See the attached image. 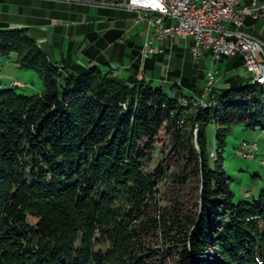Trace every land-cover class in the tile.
<instances>
[{
    "label": "trees",
    "instance_id": "obj_1",
    "mask_svg": "<svg viewBox=\"0 0 264 264\" xmlns=\"http://www.w3.org/2000/svg\"><path fill=\"white\" fill-rule=\"evenodd\" d=\"M10 52L40 71L44 89L0 88V264H264V187L235 203L222 156L234 123L264 128V82L225 73L209 104L185 106L184 75L170 93L137 65L122 79L70 53L58 63L24 28L0 26V54ZM221 60L227 72L243 58ZM162 129L183 163L178 180L197 178L191 206L161 203L168 162L141 169Z\"/></svg>",
    "mask_w": 264,
    "mask_h": 264
},
{
    "label": "rangeland",
    "instance_id": "obj_2",
    "mask_svg": "<svg viewBox=\"0 0 264 264\" xmlns=\"http://www.w3.org/2000/svg\"><path fill=\"white\" fill-rule=\"evenodd\" d=\"M238 2L237 8L239 7L242 10L243 8H248L250 9V13H247L246 16L243 17L241 23L228 21L229 23L226 24L225 29L228 32L226 38L243 37L248 41H256L261 46L262 51L259 57H264V37H262V35L256 37V34L252 33L246 34L241 30L245 25H250L251 27L260 26L257 20H259L260 17L264 18V7H262L263 9L261 7L253 9V7H255V3L257 2H259V4L264 3V0H239ZM127 4L128 2L124 5L126 8L133 9L128 7ZM207 11L208 10L202 7L200 14L202 16L209 15L208 19H211L212 14ZM256 11L258 12L257 14ZM139 14L140 12L137 10L135 23L138 24L140 21L137 26L140 30L136 32L135 27L132 30L133 37L125 34L119 35L117 39L120 43L117 42L116 45L112 43V40L110 41L114 44L111 48H119L124 44L122 49L123 53L118 59H111L109 54L105 53L107 51L106 47L101 45L100 47H102L103 50L100 49L97 51L95 57L90 58L88 56L90 51L94 50L97 46V44L92 47L89 46L93 41L90 39L87 40L88 44L85 43V45H82L83 42H86L84 38H66L64 40L66 54L63 58L60 54V46L55 45L51 48L46 43H43V47L35 38L34 39L46 51L49 59L58 63L63 61L66 62L69 52L71 55L69 61H77L85 66H91L93 64L98 65L104 71L109 70L111 74L119 76L122 79H125L126 76L133 73L137 65L138 67L135 71L137 77H145L147 80L153 82L156 87L161 83L170 93L174 92L172 87L174 82L183 79L182 76L184 75L185 79L182 84H179L178 81L177 83L180 85L181 91L188 94V97L183 101L185 106H196V103H198L196 98H198L200 105L209 104L207 103L209 100L208 96H210L212 90L220 92L221 87L226 85L225 73H238L246 77V80H248L249 78L247 77L251 75L255 81H260L248 68L243 53L240 51H235V53L222 52L221 55L224 54L220 58L213 59L212 49L206 48L211 46H205L202 43L199 44L197 38L193 34L187 33L180 35L177 33L164 32L163 35L155 34L153 39L151 38V41H149L151 34H153V30L152 28L148 29L146 19L137 21ZM248 16H250L249 18H252V20L249 19ZM165 20V24L167 25L176 23L175 18L172 17H167ZM225 23L226 22H224V25ZM262 23L264 25V22ZM142 27H145L143 31ZM258 30L260 29L258 28ZM128 33L130 32L128 31ZM168 36H171L173 41L167 46H164L163 43ZM129 38H132L135 43L139 44L131 43L128 41ZM93 43L95 42L93 41ZM129 43L132 45H127ZM104 44L106 45L107 41L104 40ZM196 46H198V52L195 53L194 48ZM171 48L174 51L173 57ZM160 53L161 55H159ZM237 54H240L243 58L239 67L235 66L233 69H230L229 72L225 71V67L220 69L219 62L226 61L221 60L224 56H234ZM262 64L264 63H261V65ZM151 65L152 69H150ZM146 68L148 70H146ZM180 69L185 70V74L183 73L184 71L182 72ZM151 71H153L157 77L151 76ZM210 73H214V86L208 85ZM4 87H15L18 92L30 95L41 92L44 89V80L38 69L21 66L18 54L16 52H10L7 54H0V88ZM189 94H191V96ZM216 127L215 121L208 122L206 127L207 147L211 151L212 156H216L217 150ZM197 131L198 128L196 125L193 128V134L195 135V146L199 150L196 140ZM171 145L172 140L170 135L166 133L165 129H162L153 146L150 157L142 161L143 168L141 169L153 170L159 162H168L169 169L167 170V176L157 185L158 195L161 196V203L170 206L174 201H178L183 202L184 206H191V202L196 198L197 194V178L193 177L185 183H181L178 180L177 173L182 170L183 163L182 160L172 152ZM222 156L223 166L228 176L227 181L233 190V201L235 203L241 200L251 201L257 197L264 187V128L260 126L249 127L241 121L234 123L226 133L225 144L222 148ZM193 208H195V206H193ZM193 212L196 211L193 210Z\"/></svg>",
    "mask_w": 264,
    "mask_h": 264
},
{
    "label": "crops",
    "instance_id": "obj_3",
    "mask_svg": "<svg viewBox=\"0 0 264 264\" xmlns=\"http://www.w3.org/2000/svg\"><path fill=\"white\" fill-rule=\"evenodd\" d=\"M127 2L128 0H0V26L22 27L41 46L43 43L51 48L55 45L60 46L62 58L66 54L64 49L66 38H84L86 42H83L82 45L88 44V39L96 42L104 39L107 41L105 47L108 51L104 52L109 54L111 59H118L123 53L122 49L111 48L114 44L110 40L119 38V35L123 34L133 37L132 30L135 27L136 32L140 30L137 28L140 21L138 24L135 23L137 10L126 8L124 5ZM249 19L252 20V18ZM263 19L260 17L257 20L260 26L245 25L243 29H240L246 34L252 33L256 34V37L261 35L264 37ZM143 28L145 27H142V31ZM172 39L171 36H168L163 43L164 46L171 43ZM90 55V58L97 55L96 48L90 51ZM226 65V61L219 62L220 69L222 67L229 69V66ZM150 67L152 69V65ZM146 70L148 69L146 68ZM180 71H184L185 74V70L180 69ZM151 72V76H156L153 71Z\"/></svg>",
    "mask_w": 264,
    "mask_h": 264
},
{
    "label": "built area",
    "instance_id": "obj_4",
    "mask_svg": "<svg viewBox=\"0 0 264 264\" xmlns=\"http://www.w3.org/2000/svg\"><path fill=\"white\" fill-rule=\"evenodd\" d=\"M239 0H128L127 6L137 9L140 14L137 21L146 19L148 29L152 28L149 41L155 34L163 35L164 32L177 34H193L199 44L211 46L213 59L220 58L222 52L235 53L240 51L246 59L248 68L255 76H262L261 62L258 60L261 52V46L256 41H248L245 38L233 37L227 39L228 32L226 24L228 21L241 23L243 17L250 13V9H240ZM208 10L212 14L211 19L208 16L201 15L200 10ZM264 7V3L257 2L253 9ZM263 9V8H262ZM207 11V12H208ZM258 12L256 11V14ZM175 18L176 23L165 24L166 18ZM222 19V20H220ZM224 22L225 25H224ZM207 25V26H206ZM147 29V28H146ZM148 41V42H149ZM147 42V43H148ZM151 43V42H150ZM153 50V48H152ZM198 52V46L194 48ZM214 81V73L209 74L208 85L211 86Z\"/></svg>",
    "mask_w": 264,
    "mask_h": 264
},
{
    "label": "bare ground",
    "instance_id": "obj_5",
    "mask_svg": "<svg viewBox=\"0 0 264 264\" xmlns=\"http://www.w3.org/2000/svg\"><path fill=\"white\" fill-rule=\"evenodd\" d=\"M261 52H262V51H261ZM261 52H260V54H261ZM258 60H259L261 63H264V57H261V58H259ZM255 77H257V78L260 80L259 82H261V83L264 82V75L259 76V77H258V76H255ZM211 86H214L213 83H212Z\"/></svg>",
    "mask_w": 264,
    "mask_h": 264
},
{
    "label": "water",
    "instance_id": "obj_6",
    "mask_svg": "<svg viewBox=\"0 0 264 264\" xmlns=\"http://www.w3.org/2000/svg\"><path fill=\"white\" fill-rule=\"evenodd\" d=\"M261 68H262V72L264 73V64L261 65Z\"/></svg>",
    "mask_w": 264,
    "mask_h": 264
}]
</instances>
